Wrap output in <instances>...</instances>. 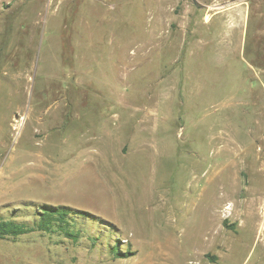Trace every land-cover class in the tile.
<instances>
[{
	"label": "rangeland",
	"instance_id": "obj_1",
	"mask_svg": "<svg viewBox=\"0 0 264 264\" xmlns=\"http://www.w3.org/2000/svg\"><path fill=\"white\" fill-rule=\"evenodd\" d=\"M44 204L90 216L0 264H264V0H0V218Z\"/></svg>",
	"mask_w": 264,
	"mask_h": 264
},
{
	"label": "trees",
	"instance_id": "obj_2",
	"mask_svg": "<svg viewBox=\"0 0 264 264\" xmlns=\"http://www.w3.org/2000/svg\"><path fill=\"white\" fill-rule=\"evenodd\" d=\"M77 216H90L89 213L64 205L40 206L32 221H19L15 218H0V240L17 239L32 233H60L67 238H77L79 232L73 229Z\"/></svg>",
	"mask_w": 264,
	"mask_h": 264
},
{
	"label": "bare ground",
	"instance_id": "obj_3",
	"mask_svg": "<svg viewBox=\"0 0 264 264\" xmlns=\"http://www.w3.org/2000/svg\"><path fill=\"white\" fill-rule=\"evenodd\" d=\"M241 18V16H239ZM162 202V201H161ZM164 205V204H163ZM165 233V232H164ZM167 241V240H166ZM168 248V247H167Z\"/></svg>",
	"mask_w": 264,
	"mask_h": 264
}]
</instances>
